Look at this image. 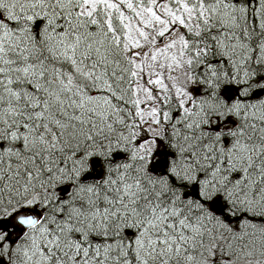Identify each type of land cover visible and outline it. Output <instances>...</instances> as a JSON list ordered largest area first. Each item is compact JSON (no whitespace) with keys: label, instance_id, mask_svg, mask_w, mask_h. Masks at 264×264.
<instances>
[{"label":"snow or ice","instance_id":"6c2138e0","mask_svg":"<svg viewBox=\"0 0 264 264\" xmlns=\"http://www.w3.org/2000/svg\"><path fill=\"white\" fill-rule=\"evenodd\" d=\"M0 264H264V0H0Z\"/></svg>","mask_w":264,"mask_h":264}]
</instances>
